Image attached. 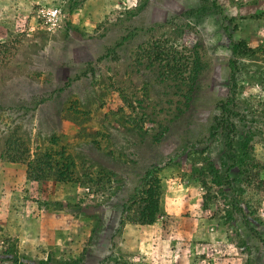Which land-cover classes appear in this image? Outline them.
<instances>
[{"label": "rangeland", "instance_id": "rangeland-1", "mask_svg": "<svg viewBox=\"0 0 264 264\" xmlns=\"http://www.w3.org/2000/svg\"><path fill=\"white\" fill-rule=\"evenodd\" d=\"M0 264H264V0H0Z\"/></svg>", "mask_w": 264, "mask_h": 264}, {"label": "trees", "instance_id": "trees-1", "mask_svg": "<svg viewBox=\"0 0 264 264\" xmlns=\"http://www.w3.org/2000/svg\"><path fill=\"white\" fill-rule=\"evenodd\" d=\"M155 59L158 60H162L165 59L166 57V53L157 51L154 54ZM174 59V57L172 58ZM195 61V60H194ZM170 64L169 68H166V71L169 75L172 76H180L181 75V71L180 68H178L175 64H172L170 61L167 62ZM14 144H7V149L8 146L12 147L13 150L16 153L22 154L21 152H17V149L15 147H13ZM25 151V150H23ZM7 153V157L11 160V161H16L18 156L15 154H10L8 152ZM243 168H241L240 173L244 174L246 173L247 170V164H244L242 166ZM151 176L148 172L145 173V175L141 178V188H140V195L143 194V196H139L138 199L136 198H132V201L135 203L134 205H136V210H133L134 216H130L129 220L130 221H134L137 222L139 224H151L154 221V217L155 215L158 213V195H157V191H158V181L156 178H153V180H150ZM150 180V181H149ZM148 185V183H150ZM147 185V186H146ZM125 223V220L121 219L119 220V224L122 226Z\"/></svg>", "mask_w": 264, "mask_h": 264}, {"label": "crops", "instance_id": "crops-1", "mask_svg": "<svg viewBox=\"0 0 264 264\" xmlns=\"http://www.w3.org/2000/svg\"><path fill=\"white\" fill-rule=\"evenodd\" d=\"M162 232L163 231L161 229H158L156 224H126L121 228L119 234L123 239V247L127 249V251L133 252L134 250H136V247L145 246L143 251L146 253L147 257L151 261L153 260L154 254H157L158 257L159 252L154 248V243H156V238L158 239V241H162L159 238L160 235L162 236ZM155 234H157V237H155ZM166 244L167 246L169 245L167 242ZM165 261H167V259Z\"/></svg>", "mask_w": 264, "mask_h": 264}, {"label": "built area", "instance_id": "built-area-1", "mask_svg": "<svg viewBox=\"0 0 264 264\" xmlns=\"http://www.w3.org/2000/svg\"><path fill=\"white\" fill-rule=\"evenodd\" d=\"M45 22L48 29L53 28L60 22V10L57 7H50L45 10Z\"/></svg>", "mask_w": 264, "mask_h": 264}]
</instances>
